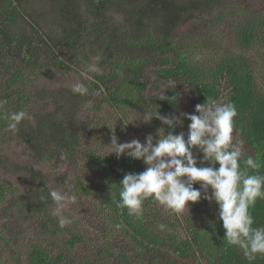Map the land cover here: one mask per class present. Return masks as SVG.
<instances>
[{
  "label": "trees",
  "instance_id": "1",
  "mask_svg": "<svg viewBox=\"0 0 264 264\" xmlns=\"http://www.w3.org/2000/svg\"><path fill=\"white\" fill-rule=\"evenodd\" d=\"M248 1L0 0V100L7 101L0 114L25 110L32 117L21 122L15 135L7 130V121L0 119V138L20 140L37 164L76 165L83 147L79 129L85 134L88 128L79 127L71 113L67 102L72 97L65 91H52L45 82L73 71L80 76L90 64L98 63L100 73H89L90 80L83 78L89 94L73 97L80 106H91L95 112L107 105L111 110L147 114L158 110L162 115H177L189 96L195 105L208 100L230 101L238 111L236 138L243 141L246 154L261 164L259 172L264 174V8L244 5ZM194 21L218 26L230 22L228 46L219 56L204 48L203 58L200 47L176 35ZM97 56L99 61L94 59ZM150 77L164 84L165 90L160 91ZM150 86L159 94L147 95ZM45 99L54 102V110L40 109ZM151 121L162 123L156 118ZM174 132L181 129L177 126ZM62 153L65 159H61ZM194 154L202 158L198 150ZM83 162L91 180L72 182L74 195L81 202L97 205L103 219L112 225V235L119 232L128 248L112 253L108 240L96 258L86 255L78 262L75 256L85 244L84 237L71 234L64 242L60 240L63 243L57 254L50 251L52 242L29 243L26 257L16 256L18 263L250 264L241 250L224 239L215 202H189V211L176 213L149 198L144 202L143 217L138 219L128 215L126 208H118L115 201L119 200L123 176L143 172L147 167L143 160L93 151L85 154ZM9 166V159L0 156V173ZM32 171L30 167L25 170L34 185L31 196L9 201L1 213L10 211L19 223L36 220L42 235L57 238L64 228L52 215L51 188L43 174ZM194 186L199 188V182ZM13 191L10 183L0 179V205ZM250 211L254 227L264 226V199H258ZM161 223L167 226L165 230L158 228ZM19 235L5 246L17 242ZM102 255L111 260L118 256L120 261L107 263ZM0 264H5L1 256ZM251 264H264V256Z\"/></svg>",
  "mask_w": 264,
  "mask_h": 264
},
{
  "label": "clouds",
  "instance_id": "2",
  "mask_svg": "<svg viewBox=\"0 0 264 264\" xmlns=\"http://www.w3.org/2000/svg\"><path fill=\"white\" fill-rule=\"evenodd\" d=\"M94 59L99 61L100 57ZM89 73H100L98 63L90 64L80 76L90 80ZM72 91L80 96L89 94L88 86L81 81L72 85ZM6 103L0 100V109ZM237 116L234 103L208 100L197 104L192 114L162 115L158 110L145 113L144 121L156 118L170 129L167 134L161 129L155 142L153 135L148 134L143 143L138 139L118 143V137L113 134L110 153H115L117 158L126 155L143 160L147 166L143 172L123 176L116 206L126 208L128 215L139 219L149 198L176 213L189 211V202L194 204L201 199L215 202L217 220L222 222L227 243L241 250L250 264L258 256H264V226L254 227L250 211L258 199H264V174L259 172L261 164L246 154L243 141L236 138ZM181 117L191 121L187 134L174 132L177 125L183 124ZM0 119L7 121V130L15 135L21 122L32 117L27 111L19 110L0 114ZM194 150L202 153V158ZM65 158L66 154L62 153L61 159ZM198 182L199 188L194 186ZM48 195L55 204L52 215L57 217L59 227L73 223L74 218L65 216L64 210L77 197L56 189ZM116 227L119 229L120 225ZM166 227L163 223L158 225L160 230Z\"/></svg>",
  "mask_w": 264,
  "mask_h": 264
},
{
  "label": "rangeland",
  "instance_id": "3",
  "mask_svg": "<svg viewBox=\"0 0 264 264\" xmlns=\"http://www.w3.org/2000/svg\"><path fill=\"white\" fill-rule=\"evenodd\" d=\"M244 5L250 8L261 9L264 8V0H249ZM229 23L226 22L218 26L194 21L181 27L176 35L183 40L189 38L190 41L194 42L197 49L200 47L203 50V52H200L203 58H206L204 48L214 51L213 53L217 54L214 56H219L226 46H228L231 30ZM67 72H69V69H67ZM58 76V78L53 77L52 81L45 83L51 85L52 91L57 93H64L65 91L72 97V100L68 99L67 102L71 107V113L75 114L79 127L88 128L87 134H82L83 130L79 129L83 140L82 153L78 158L77 164L74 166L58 167L50 162L37 164L32 153L20 140L11 138V136L5 140L0 138V144L4 148V151L0 152V156H5L11 163V166L6 167L0 173V179L10 183L14 190L11 194L7 195L6 202L0 205V256L1 262L5 264H25V261L18 263L17 257L20 259L26 257L29 243L35 240L40 241L44 245L52 242L53 246L50 251L57 254L60 245L71 234L84 237L85 244L78 247L77 255L75 256V260L78 262L84 261L87 258L86 255L89 258H96L98 249L108 240L111 242L109 246L112 253L128 248V243L119 237V232L116 231L112 235V225L103 219L99 207L92 202H81L79 199H76L75 203L67 205L64 215L74 218V221L70 225L65 226L64 231L57 238L47 234L42 235L41 227L36 220L34 222L19 223L15 215L10 211L1 213L2 207L6 206L9 201L15 202L21 196H31L34 185L31 184L29 176L25 173L27 167L32 168L34 170L32 172L43 174L51 190L66 191L74 195L72 182L91 180V175L87 174L88 170L85 162H83L85 154H90L93 151L106 155L115 154L110 153V143L113 134L118 137V143L130 142L132 139H138L143 143L148 134L153 135L155 142V139L159 138L158 132L162 129L166 133L168 129V126L162 123L158 125L152 121H144L146 112L142 110L134 112L121 109L111 110L107 105H104L102 111L95 112L91 106L81 105V107L74 101L73 97L76 93L72 91V85L77 81L84 82L83 77L79 76L75 71L65 76L60 74ZM150 79L160 87V91L165 90L166 86L159 83L160 81L152 79V77ZM157 94H159V90L155 91L153 86L147 88V95L154 96ZM147 101L149 102V98ZM195 106L193 97L189 96V100L185 99L182 101L181 112L177 111V116L181 113H194ZM39 107L43 111H49L55 109V104L53 101L45 99ZM181 119L183 120V124L177 126L187 134L188 125L191 121L183 117ZM54 207L55 204L53 203V209ZM18 233L20 235L16 238L17 242H9L8 247H6L5 243L12 240ZM49 238L54 239L50 240ZM60 240L63 242H60ZM13 253L14 257H12ZM102 256H104L103 260H108L107 263L120 261L118 256H115L112 260L107 255Z\"/></svg>",
  "mask_w": 264,
  "mask_h": 264
},
{
  "label": "water",
  "instance_id": "4",
  "mask_svg": "<svg viewBox=\"0 0 264 264\" xmlns=\"http://www.w3.org/2000/svg\"><path fill=\"white\" fill-rule=\"evenodd\" d=\"M65 70H67V68Z\"/></svg>",
  "mask_w": 264,
  "mask_h": 264
}]
</instances>
